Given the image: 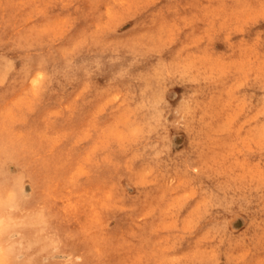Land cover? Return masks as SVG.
<instances>
[{
    "label": "rangeland",
    "instance_id": "374dc122",
    "mask_svg": "<svg viewBox=\"0 0 264 264\" xmlns=\"http://www.w3.org/2000/svg\"><path fill=\"white\" fill-rule=\"evenodd\" d=\"M1 42L0 142L106 264H264V0H0Z\"/></svg>",
    "mask_w": 264,
    "mask_h": 264
},
{
    "label": "bare ground",
    "instance_id": "6f19581e",
    "mask_svg": "<svg viewBox=\"0 0 264 264\" xmlns=\"http://www.w3.org/2000/svg\"><path fill=\"white\" fill-rule=\"evenodd\" d=\"M23 45L30 47V44ZM3 48L4 43L1 42L0 49ZM46 51L49 57L60 56L55 49L47 48ZM37 65L38 57L27 54L21 71L10 77L19 82L28 79L35 83L39 75H32L31 69ZM43 71L48 74L49 69L46 67ZM2 74L0 71V81ZM145 117L143 111L142 118L147 122ZM119 176L116 172L114 182L118 181ZM50 187L38 173L29 171L19 150L0 142V264H106L107 260L95 254L88 244L100 233L107 235V213L101 211L95 219L93 210L85 209L83 212L91 213V218L96 221V224L91 221L89 226L82 217L78 218L80 208L73 210V214L67 218L57 209ZM55 193L60 195L59 192ZM87 229L94 230L93 237L86 236ZM15 230L19 232V240L10 238ZM50 243L66 253L65 261H53L48 246ZM19 253H23V257Z\"/></svg>",
    "mask_w": 264,
    "mask_h": 264
}]
</instances>
